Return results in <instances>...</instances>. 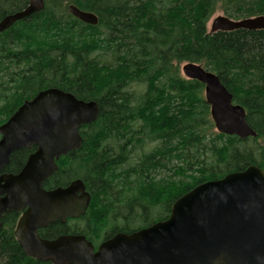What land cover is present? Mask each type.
I'll return each instance as SVG.
<instances>
[{
    "label": "trees",
    "instance_id": "1",
    "mask_svg": "<svg viewBox=\"0 0 264 264\" xmlns=\"http://www.w3.org/2000/svg\"><path fill=\"white\" fill-rule=\"evenodd\" d=\"M44 1L41 11L0 32V123L47 87L98 102L97 119L80 127L81 147L61 156L43 184L84 182L91 199L73 222L80 233L85 223L94 233L122 222L104 238L148 226L203 181L251 164L264 170V30L209 34L206 23L218 0ZM222 1L229 17L264 15V0ZM70 3L96 13L98 24L74 17ZM27 4L0 0V20ZM186 61L204 63L219 76L246 109L256 137H208L214 123L200 95L204 85L181 74ZM134 83L145 90L130 91ZM23 150L10 165L19 164ZM9 214L1 219L0 264H53L25 254L13 233L17 216ZM68 226L57 220L39 232L53 238Z\"/></svg>",
    "mask_w": 264,
    "mask_h": 264
},
{
    "label": "water",
    "instance_id": "2",
    "mask_svg": "<svg viewBox=\"0 0 264 264\" xmlns=\"http://www.w3.org/2000/svg\"><path fill=\"white\" fill-rule=\"evenodd\" d=\"M44 5V0H28L0 20V32ZM67 9L85 23L98 24L93 11L73 3ZM234 29H264V15H218L208 33ZM181 71L204 85L217 132L241 139L257 136L246 120V109L215 72L190 61L183 62ZM99 111L94 99L47 87L0 124V169L14 150L35 146L19 173L0 176V214L26 207L14 234L27 256L53 264H264V170L255 164L195 185L171 203L166 218L116 232L96 249L80 234L41 237L40 228L80 217L88 208L91 196L82 180L51 189L43 184L58 169L61 156L81 147L80 127L95 121Z\"/></svg>",
    "mask_w": 264,
    "mask_h": 264
},
{
    "label": "flooded vegetation",
    "instance_id": "3",
    "mask_svg": "<svg viewBox=\"0 0 264 264\" xmlns=\"http://www.w3.org/2000/svg\"><path fill=\"white\" fill-rule=\"evenodd\" d=\"M227 16V15H226ZM229 17V16H228ZM230 18H232V17H230ZM244 18V17H243ZM232 19H236V18H232ZM240 19V18H239ZM234 30H237V29H234ZM234 30H224V31H222V32H230V31H234ZM247 30V29H246ZM259 30H264V29H259ZM1 124V123H0ZM22 149H24L23 151H21L22 153H21V160H20V162H19V164L17 165V166H15V165H10L9 163H10V161H11V157L13 156V153L17 150H14L11 154H10V158H9V161L6 163V164H4V166L0 169V176L1 175H3V174H17V173H19L20 171H21V169H22V167L24 166V164H25V162H26V160H27V158H28V156L34 151V149H35V146H32L31 148H26V147H21ZM21 148H18V149H21ZM17 153H15L14 155H16ZM12 166H15V167H12ZM75 179H80V178H78V177H76V178H73L71 181H73V180H75ZM81 180V179H80ZM70 181V182H71ZM69 182V183H70ZM68 183V184H69ZM68 184H66V185H68ZM66 185H59V186H66ZM55 187H58V186H55ZM44 188H47V189H51V188H54V187H44ZM86 188V187H85ZM25 209H26V207H24V208H22L21 210H16V209H6V210H4L1 214H0V223H1V225H0V227L2 226V221H1V219H2V217L3 216H6V214H9V215H12V216H17V218H16V222H15V225H14V229H13V233H14V230H15V227H16V225H17V223H18V220H19V218H20V216L22 215V213L25 211ZM87 210V209H86ZM85 210V211H86ZM82 216V215H81ZM80 216V217H81ZM80 217H74V218H67L66 219V221H64V222H61V223H64V224H67L68 223V227L66 228V232L65 233H62L63 235H68V234H74V235H77V234H80V235H84L85 237H86V239L87 240H89V241H91L92 242V244H93V246H94V248L96 249V247L98 246V244L100 243V242H102L104 239H106V238H108V237H106V238H103L99 243H95V241H94V239H93V235H94V233H91V230H90V228H86L84 231V233H80L79 232V230L77 229V228H79L78 227V225L77 224H75V223H70L71 221H74L75 219H77V218H80ZM57 221V220H56ZM55 221V222H56ZM121 222V221H120ZM122 225V224H121ZM121 225H115V227L117 226V227H119L120 229H121ZM47 227V226H46ZM43 228V227H42ZM42 228H40V229H42ZM45 228V227H44ZM39 229V230H40ZM39 230H38V233H39V235L41 236V234H40V232H39ZM111 230H114V229H111ZM120 230H118V231H116V232H119ZM109 232V231H108ZM115 232V233H116ZM124 232V231H123ZM115 233H113V234H115ZM62 234H59V235H62ZM112 234V235H113ZM15 235V234H14ZM106 235V234H105ZM112 235H110V236H112ZM58 236V235H57ZM109 236V237H110ZM41 237H43V236H41ZM43 238H48V239H51V238H49V237H43ZM54 238V237H53ZM33 258V257H32Z\"/></svg>",
    "mask_w": 264,
    "mask_h": 264
},
{
    "label": "rangeland",
    "instance_id": "4",
    "mask_svg": "<svg viewBox=\"0 0 264 264\" xmlns=\"http://www.w3.org/2000/svg\"><path fill=\"white\" fill-rule=\"evenodd\" d=\"M64 4H68L67 2H64ZM218 15H227V12L224 8V2L222 0H218L216 3H215V6H214V10H213V13L210 15V17L208 18V21L206 23V30L207 32L210 30L211 28V24H212V20L214 17L218 16ZM228 16V15H227ZM104 60H107V57L106 56H103ZM183 63H180L179 64V69H180V72L181 74L183 75L182 71H181V66H182ZM204 64V63H202ZM184 76V75H183ZM145 90V85H140V84H132L131 87H130V91L132 92H135L136 94H140L142 93L143 91ZM165 94H168V90H165ZM170 94V93H169ZM201 96H205L204 95V87H203V92L202 94H200ZM197 97H199L197 95ZM205 99V98H204ZM175 103V102H174ZM215 133H219L217 132L216 128H215V125H213V127L211 129H209L208 133L206 132V134L208 135V137H212ZM259 140H262L260 138V136L258 137ZM206 140V139H205ZM262 146L261 150H262V156L264 155L263 154V151H264V140L262 142H259ZM152 145H148V148H150ZM70 168H73V166H71ZM67 169V168H66ZM166 175L167 173L169 172H165ZM163 174H158L157 176H162ZM147 216H151L150 218H153L155 217L156 215L154 213H151V214H148ZM73 222H76V221H71L70 223H73ZM76 224V223H75ZM122 222L120 221H116V222H109V226L107 227H104L102 229H94V235H93V239L95 241V243H99L105 236V234L110 230L112 229L113 227H115V225H121ZM137 224V223H136ZM136 224H133L136 225ZM85 226V229L88 228L87 227V223L84 224Z\"/></svg>",
    "mask_w": 264,
    "mask_h": 264
}]
</instances>
